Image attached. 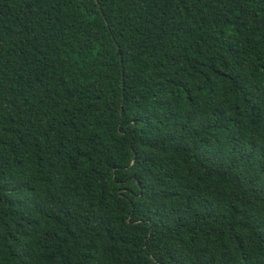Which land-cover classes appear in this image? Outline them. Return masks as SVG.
<instances>
[{"label": "trees", "instance_id": "16d2710c", "mask_svg": "<svg viewBox=\"0 0 264 264\" xmlns=\"http://www.w3.org/2000/svg\"><path fill=\"white\" fill-rule=\"evenodd\" d=\"M0 264H264V0H0Z\"/></svg>", "mask_w": 264, "mask_h": 264}]
</instances>
